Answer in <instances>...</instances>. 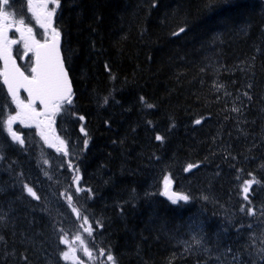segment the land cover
<instances>
[{"label":"trees","instance_id":"trees-1","mask_svg":"<svg viewBox=\"0 0 264 264\" xmlns=\"http://www.w3.org/2000/svg\"><path fill=\"white\" fill-rule=\"evenodd\" d=\"M57 27L75 89L58 127L91 190L75 196L91 248L116 264H264V0H61ZM0 155V264H64L55 214L15 203L28 158ZM166 176L187 204L160 195Z\"/></svg>","mask_w":264,"mask_h":264},{"label":"snow or ice","instance_id":"snow-or-ice-1","mask_svg":"<svg viewBox=\"0 0 264 264\" xmlns=\"http://www.w3.org/2000/svg\"><path fill=\"white\" fill-rule=\"evenodd\" d=\"M34 3L36 4L35 8H33ZM49 4L52 5L51 8H49ZM27 5L29 11L32 12L40 27L43 28L46 33L42 41L36 39L33 28L26 24L24 18H17L14 12L8 10L11 8L10 0H0V61H3V70H0V78H2L3 85L7 87V94L11 97V101L15 105L14 115L9 114L6 119H0V130H6L12 141L19 143L21 146L24 145L25 141L22 136L13 129V125L17 121H19L20 124H25L26 121L35 122L36 127L39 129L41 125L45 123L39 118L44 116L48 121L45 126L50 128L52 119L66 110L65 106H71L74 102L71 82L64 66V60L61 57V33L57 27L53 26V18L56 15L57 9L60 7V0H27ZM13 27L15 33H19V39L9 38V30ZM184 31V28L180 29V32ZM20 44H22L23 52L20 54L19 50H17V54L21 60L27 58L32 61L30 69L23 70L21 66L17 64L16 57L13 55V46ZM29 53L32 54L31 57H29ZM26 71L28 74H26ZM219 87H222V85ZM21 89L27 93L26 99H21ZM245 95H247V93H245ZM141 100L143 101V97H141ZM37 102L42 105V111H38L35 107ZM104 103H108L107 97L104 99ZM147 107L151 108L153 105L148 104ZM233 111H238V109H233ZM79 119L82 121L84 117L80 116ZM194 123L196 125L201 124V119L195 120ZM81 132H84L83 127H81ZM40 134L47 143L48 139L43 129H41ZM155 139L162 142L164 137L157 135ZM87 143L86 140L85 145H87ZM59 145L56 151L62 152L63 155L68 156L69 153L65 141L59 140ZM0 159H3V156H0ZM44 163L47 164L48 161L45 160ZM68 166L72 169L70 162ZM195 167H198V165L190 163L184 171L188 172ZM73 171L75 172L73 183L76 185V193L78 194L84 191L90 192V189L86 190L79 186V181L81 179L79 169L75 168ZM45 175H47V173H45ZM170 183L169 177L166 176L164 178V189L160 195L166 196L173 205H179L180 202L187 204L191 199L190 196L184 193L171 191L169 187ZM256 183H259V181H257L255 177H252V179L245 180L241 186L243 199L248 201L249 204L251 203L249 193L252 185ZM23 188L32 198L36 200L40 199L36 191L28 184H24ZM72 199V195L67 196V202L72 212L83 221L81 227H83L84 224H89L88 216L81 214L80 210L73 205ZM204 199H207V197H204ZM240 211H246V214L249 216L256 215V210L252 207H248L247 209L241 207ZM97 227L102 226L97 222ZM84 231L87 232L90 237L94 234L91 225L84 228ZM77 239H80V237L78 236ZM60 242L68 244L64 236H61ZM261 244H264V240H261ZM252 247H255V238H253ZM71 251L73 250L62 251L60 255L67 261L70 258ZM84 252L89 257L92 256V253L87 248H84ZM258 254L264 259V247L258 249ZM97 255L98 257H105L108 261L113 260V257L110 254H106L104 249H99ZM24 259L27 260V257H24Z\"/></svg>","mask_w":264,"mask_h":264},{"label":"rangeland","instance_id":"rangeland-1","mask_svg":"<svg viewBox=\"0 0 264 264\" xmlns=\"http://www.w3.org/2000/svg\"><path fill=\"white\" fill-rule=\"evenodd\" d=\"M42 120L45 123L41 125V128L39 129L40 131L41 129H43L45 136H47L48 142L46 152L49 154V156H46L43 153H38L37 151L36 156L30 157L28 159V162H32V165L34 166L30 167V171L28 172L27 176H22V183L21 186H19V189L22 191L23 185L28 184L34 189V191H36L37 194L41 192L44 195L41 196L43 198V201L54 212L58 222L56 233L59 236H64V238L68 241V244H64L66 247L65 251H69L70 249L73 250L70 252V258L66 261L67 263L76 264L80 259L93 262L97 259L98 251L90 250L92 248L89 245L88 233L84 231V228L89 227V225L92 226L90 220L89 224H84L83 227H81L83 221L79 219L74 212H72L71 208L68 205V202L61 200L59 196L57 197L53 193L55 185H57L58 187L59 184H63V187H67V189L71 192L76 191V185L73 183V186L71 187V184L69 182L66 183L68 179V166L65 164V162H63L62 159H60L58 156H55V158L50 157L54 156L55 154L53 152H50L48 149H53L56 151V148L60 146L59 140L63 139L55 136L54 129L52 127L53 121L51 122V127L48 128L45 126L48 123L47 119L45 117H42ZM27 122L32 124V126L36 125L35 122ZM27 122L25 123L27 124ZM15 124H17L19 131H23L19 126V121H17ZM45 160L48 161L47 164L44 163ZM54 167H56L61 173H64L63 177L62 174H58L54 171ZM28 169L26 170V173ZM45 173H47V175H45ZM68 195H72V193H68ZM81 214L85 215L82 212ZM261 230L264 231V227H262ZM78 236L80 237V239H77ZM84 248H87L92 253L91 257L85 254ZM100 259L107 264H116L114 259L112 261L106 260L105 257H100Z\"/></svg>","mask_w":264,"mask_h":264},{"label":"flooded vegetation","instance_id":"flooded-vegetation-1","mask_svg":"<svg viewBox=\"0 0 264 264\" xmlns=\"http://www.w3.org/2000/svg\"><path fill=\"white\" fill-rule=\"evenodd\" d=\"M27 16L28 17H27L26 24L33 28V33H34L36 39H39V40L42 41L45 38V36H46V33H45L44 29L40 27L38 21L33 16V14H31L30 12H27ZM9 31H10V38L11 39H19V37L16 36L18 33H15L14 27L12 29H10ZM13 48L14 49L17 48L19 50H23L22 44L14 45ZM30 55H31V53H29V56Z\"/></svg>","mask_w":264,"mask_h":264},{"label":"bare ground","instance_id":"bare-ground-1","mask_svg":"<svg viewBox=\"0 0 264 264\" xmlns=\"http://www.w3.org/2000/svg\"><path fill=\"white\" fill-rule=\"evenodd\" d=\"M204 16V15H203ZM207 16V15H206ZM205 26V25H204ZM207 26V25H206ZM209 27V26H208ZM125 96V95H124ZM28 179V178H27ZM59 193V195H60V199L61 200H63L64 201V199H65V197L68 195V190H67V187H62L59 191H58ZM143 213V212H142ZM145 214V213H144ZM176 214V213H175ZM173 216V215H172ZM176 216H177V214H176ZM175 216V217H176ZM177 218V217H176ZM173 220V219H172ZM169 234L172 236V237H174V238H176V239H187V238H190V237H193V236H195V232L194 231H192V232H190L189 230L188 231H182V232H180V233H178L179 234V237H177V235H173L171 232H169ZM183 246H186V244H184V243H181ZM215 262V261H214Z\"/></svg>","mask_w":264,"mask_h":264},{"label":"water","instance_id":"water-1","mask_svg":"<svg viewBox=\"0 0 264 264\" xmlns=\"http://www.w3.org/2000/svg\"><path fill=\"white\" fill-rule=\"evenodd\" d=\"M60 47H61V39H60ZM60 51H61V48H60ZM61 57H62V59H63L62 52H61ZM2 63H3V61H2ZM64 66H65V63H64ZM65 69H66V67H65ZM66 71H67V69H66ZM67 73H68V71H67ZM68 77H69V80H70V82H71V79H70L69 73H68ZM71 87H72V82H71ZM72 91H73V88H72Z\"/></svg>","mask_w":264,"mask_h":264}]
</instances>
